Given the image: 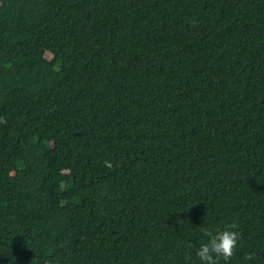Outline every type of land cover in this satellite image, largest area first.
<instances>
[{"label":"trees","instance_id":"obj_1","mask_svg":"<svg viewBox=\"0 0 264 264\" xmlns=\"http://www.w3.org/2000/svg\"><path fill=\"white\" fill-rule=\"evenodd\" d=\"M231 222L264 264V0H0V264H199Z\"/></svg>","mask_w":264,"mask_h":264},{"label":"clouds","instance_id":"obj_2","mask_svg":"<svg viewBox=\"0 0 264 264\" xmlns=\"http://www.w3.org/2000/svg\"><path fill=\"white\" fill-rule=\"evenodd\" d=\"M201 237L198 245L193 246L189 241V247L194 251V257L199 264H219L223 259L225 262L233 255L239 239L237 224L231 222L223 228H212L205 224L200 228ZM188 264H192L193 256L185 257Z\"/></svg>","mask_w":264,"mask_h":264}]
</instances>
